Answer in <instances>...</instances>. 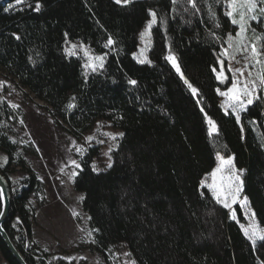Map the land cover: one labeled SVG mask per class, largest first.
I'll return each instance as SVG.
<instances>
[{
    "label": "trees",
    "instance_id": "1",
    "mask_svg": "<svg viewBox=\"0 0 264 264\" xmlns=\"http://www.w3.org/2000/svg\"><path fill=\"white\" fill-rule=\"evenodd\" d=\"M39 2L36 12L37 0L19 5L0 0V69L47 103L55 122L73 135H82L98 119L113 121L124 133L112 151L111 167L93 171L99 154L93 147L81 158L82 170L73 182L83 194L82 208L102 262L122 244L135 264H259L264 248L258 242L254 250L243 234L241 210L231 219L229 208L200 186L218 152L233 154L238 167L246 169L244 195L264 227L262 104L256 101L245 111L248 127L242 134V122L220 106L217 89L223 85L213 72L228 34L236 30L225 15L226 0H194L195 7L192 0ZM9 4L15 7L5 11ZM150 11L157 14L151 63L141 64L132 53ZM65 33L68 40L106 54L104 67L89 72L87 82L83 59L65 54ZM109 38L114 44L105 47ZM169 53L196 95L165 58ZM69 103L76 107L68 109ZM205 114L216 122L217 134L209 136ZM19 126L16 112L0 95V152L8 157L0 172L12 196L4 227L28 264H50L32 230V197L44 192L27 159L36 149L22 142ZM11 167L26 173L15 184ZM0 252L8 264H20L1 237Z\"/></svg>",
    "mask_w": 264,
    "mask_h": 264
},
{
    "label": "rangeland",
    "instance_id": "2",
    "mask_svg": "<svg viewBox=\"0 0 264 264\" xmlns=\"http://www.w3.org/2000/svg\"><path fill=\"white\" fill-rule=\"evenodd\" d=\"M132 1L134 0H130V2ZM226 10L228 11V8H226ZM150 19L141 30L137 49L132 53V56L136 61H138L136 57L140 55L142 49L145 50L144 54L149 60L148 51L151 47L152 28L148 30V35L145 36L144 39H141V33L146 30V26ZM249 24L251 27L248 28L245 33L247 39L244 42V46H250V44L254 42V36L264 38V17H260L258 21H249ZM234 26H236V30L228 34L226 45L222 51L221 60L224 62V73L227 76V80L223 83L221 82L223 86L219 88L220 91H227V89L231 87L232 82L237 79L241 84L256 80L257 72L261 70L260 65L250 61V52L244 51L243 47H241L240 50H237L235 38L236 33L239 31V27L238 25ZM253 29L255 32H253ZM230 35L233 37L232 47H229ZM68 41V44L65 43V48L70 47V44L78 45L76 56H80L83 59V64L87 61V57L84 55V48H87L93 56H105L106 58V54L94 53L90 47L83 42ZM258 46L264 48V39H261L258 42ZM225 49L228 50L230 55H223ZM261 59L264 60V57H261ZM220 67L219 64L218 72ZM229 69H240L243 72V75L239 72L229 71ZM249 73H251V75H249ZM258 83L259 81L257 80V84ZM256 94L262 98L255 100L252 105H254L256 101H259L262 104L261 114H263L264 117V89L258 88ZM0 95L17 114L18 124L20 125L18 128L20 134L18 136L21 137L23 143L32 142L36 149V153L28 155L27 159L30 167L43 183L44 192L43 195L38 194L32 197V202L35 207V222L32 230L34 240H36L40 246L50 254L49 263L132 264L134 259L127 247L122 244L113 246L112 249L107 252L104 263L102 262L101 253L96 248L95 243L92 242L93 235L89 226V215L82 208L81 197H83V194L76 191L73 186L74 179L77 175L70 179V175L73 171L79 173L82 169L81 158L87 155L93 147H96L99 150V154L92 160V169L93 165H95L97 171L106 170L109 163L112 161L111 154L116 147L119 138V135H117L116 139L113 140L111 136L107 134L116 135L122 133V131L113 125V121L109 119H98L90 126L89 130L82 135H73L66 129V126L61 127L55 122L54 117L50 114L47 108V103L36 98L30 90L20 88L9 76H7V73L1 69ZM225 99V97L219 95V103L221 107L224 104ZM13 105L16 107H13ZM250 106H248V108ZM222 109L225 113L227 111V114H233L235 116L230 108L225 109L222 107ZM244 113L245 111L240 113V123L242 122L243 126L242 134L248 127V120L243 118ZM88 137H92L93 139L89 141L87 140ZM77 147L83 148V153L77 152ZM217 154L225 159L232 157L238 173H242L241 179L243 180V189L237 199V203L232 204L231 208H229L231 219H233V213L236 215L239 213V210H241L245 217V222H243L241 226L242 231L243 228H249L253 223H255L258 228L264 229L256 215L254 219L252 218L254 210L249 202L246 205L243 203L245 197L246 169L238 167L233 154L225 155L221 152H218ZM4 156L5 154L0 152V157ZM71 160H76L77 163L81 165V168L76 169L71 165ZM3 164H5L4 161L0 159V165ZM218 166L219 160L217 159L216 165L209 173L204 175L200 182L201 188H207L211 194L212 191L207 185L213 183L211 173ZM61 169H63V171H61ZM9 170L11 171V181L14 184L19 182V180H21L26 174L19 167H11ZM228 175V170L225 168L223 172L217 175L216 183L226 184ZM221 177H223V180H221ZM236 206H239V209L236 208ZM74 213H78V215H74ZM88 233H91V236H89ZM0 264H8L1 252Z\"/></svg>",
    "mask_w": 264,
    "mask_h": 264
},
{
    "label": "snow or ice",
    "instance_id": "3",
    "mask_svg": "<svg viewBox=\"0 0 264 264\" xmlns=\"http://www.w3.org/2000/svg\"><path fill=\"white\" fill-rule=\"evenodd\" d=\"M24 2L25 0H15V5H19ZM173 2H175V0H173ZM115 3L118 5H127L128 3H130V0H115ZM192 3L193 7H195L194 0H192ZM15 5L9 4L8 8L4 10L8 11L9 9L14 8ZM41 7V3L39 2V0H37V3L35 4L33 10L39 12L41 10ZM227 8L228 11L225 13V15H227L231 19L232 24L238 25L239 27V31L236 33L235 38L237 50H240V48L243 47L244 51L250 52V61H253L255 62V64L261 66V70L257 72L256 80H251L241 84V82L237 79L232 82L231 87H229L227 91H220L219 89H217L218 94L226 98L222 107H224L225 109L230 108L235 114L236 122L239 124L241 120L240 113L246 111L248 106L252 105L255 100H259L262 98L261 96L256 94L257 89H264V60L261 59V57H264V48L258 46V42L264 38L254 36V42H252L250 46H244V42L247 39L245 33L248 28L251 27L249 21H258L260 17H264V0H227ZM149 15L151 16V19L146 26V30L141 33V39H144V37L148 35V30H150L153 25H155L157 22V14L155 11H150ZM253 32H255L254 29ZM67 36L68 34L65 33L66 44L69 43ZM16 39H20V37L16 36ZM232 41L233 37L230 35L229 47L233 46ZM113 44L114 41L109 38L104 46L109 47ZM77 47L78 45L76 44H70V47L65 48L66 56H76ZM83 50L84 55L87 57V61L82 65L84 69L82 75L85 77V82H87L89 72L95 73L98 71V69H102L104 67L105 56H93L87 48H84ZM144 51L145 50L142 49L140 55L136 57V59L141 64L151 63V61L148 60L145 56ZM223 55L228 56L230 55V53L227 49H225ZM165 58L169 60L173 68H175V70L180 73L181 79H183L184 83L191 89L192 94L196 95L197 89L193 87L192 84H190L188 80L183 77V73L181 72L180 66L177 63V58L171 53H169V55ZM29 59L31 60V57ZM219 63L221 66L219 72H217L215 68H213V72L217 73L216 78L223 83L225 80H227V76L224 73V62L221 60L219 61ZM229 71L239 72L241 75H243V72L240 69H229ZM249 75H251V73H249ZM257 80L259 81L258 84ZM128 83L131 85H136L137 81L129 79ZM71 99L74 101L76 98L72 97ZM13 107L16 106L13 105ZM75 107L76 105L74 103H69L67 105V108L70 110ZM201 111H203V109ZM225 114H227V111ZM205 119L209 126V136L217 134L218 128L216 122L211 117L207 116V114H205ZM107 135H110L111 138L115 140L117 135L122 137L124 133H118L116 135ZM92 139V137L87 138V140L89 141ZM13 143H15V141H13ZM76 151L79 153H83L84 149L77 147ZM0 159H2L4 163L8 162V157L6 156L0 157ZM217 159L219 160V166L211 173V176L213 177V183L207 185V187L212 191V194L216 198L218 203H222L225 208H231L232 204L237 203V199L243 189V180L241 179L242 173H238V170L235 167L232 157H228L225 159L224 157L217 154ZM70 163L76 169L81 168V165L77 163L76 160H71ZM111 166V163H109L108 167ZM225 168L228 170L229 173L227 183L217 184V175L223 172ZM61 171H63V169H61ZM93 171H97L95 165H93ZM76 175H78V173L76 171H73L70 175V179L74 178ZM221 180H223V177H221ZM4 183H6V181L3 177H0V202H2L4 199V187L2 186ZM81 199H83V197H81ZM243 203L245 205L248 203L247 197H244ZM0 215H3V213H0ZM74 215H78V213H74ZM232 218L235 219L234 213ZM252 218H255L254 212L252 213ZM243 231L245 236L251 241L254 250L256 249L258 242L260 243V247L264 248V229L258 228L257 225L253 223L249 226V228H243ZM88 235L91 236V233H88ZM92 242L95 243L94 240ZM132 264H135V261H133ZM259 264H264V259H260Z\"/></svg>",
    "mask_w": 264,
    "mask_h": 264
},
{
    "label": "water",
    "instance_id": "4",
    "mask_svg": "<svg viewBox=\"0 0 264 264\" xmlns=\"http://www.w3.org/2000/svg\"><path fill=\"white\" fill-rule=\"evenodd\" d=\"M0 177H3L4 180L6 181V183L2 185L4 187V199L1 202V212L0 213H3V215H0V237L5 243V245L7 246V248L9 249V251L12 253V255L16 258V260L20 264H28L25 257L17 249L12 238L10 237L9 233L4 227L5 222L10 216L12 196H11L8 180L1 172H0Z\"/></svg>",
    "mask_w": 264,
    "mask_h": 264
},
{
    "label": "bare ground",
    "instance_id": "5",
    "mask_svg": "<svg viewBox=\"0 0 264 264\" xmlns=\"http://www.w3.org/2000/svg\"><path fill=\"white\" fill-rule=\"evenodd\" d=\"M6 2H4L3 4H5ZM263 115V114H262Z\"/></svg>",
    "mask_w": 264,
    "mask_h": 264
}]
</instances>
